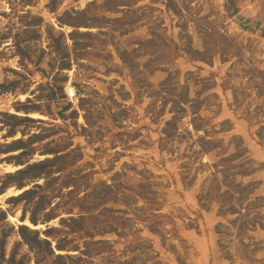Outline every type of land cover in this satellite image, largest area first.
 <instances>
[{
    "label": "rangeland",
    "instance_id": "obj_1",
    "mask_svg": "<svg viewBox=\"0 0 264 264\" xmlns=\"http://www.w3.org/2000/svg\"><path fill=\"white\" fill-rule=\"evenodd\" d=\"M9 83L0 146L51 165L0 194L6 260L264 264V0H0ZM7 156L0 178L23 168ZM24 223L49 245L29 250Z\"/></svg>",
    "mask_w": 264,
    "mask_h": 264
},
{
    "label": "trees",
    "instance_id": "obj_2",
    "mask_svg": "<svg viewBox=\"0 0 264 264\" xmlns=\"http://www.w3.org/2000/svg\"><path fill=\"white\" fill-rule=\"evenodd\" d=\"M13 83H9L7 85L0 84V90H6ZM19 107H26L24 104L19 103ZM16 112L29 114L31 112H36V109L25 110V109H15ZM3 116L6 120L12 121L14 125H19L22 123H33V119L28 117H20L13 114L4 113ZM16 131H10L8 133V137L14 136ZM2 148V149H1ZM20 151L17 155H11L12 153ZM29 150L26 148V144L21 139H17L12 143L4 144L0 146V154L9 155L4 160L8 162V164L13 165L14 167H23L22 169H18L13 173H7L2 178H0V194L5 193L9 188H15L19 191L25 189L28 185L32 184L35 180L45 178V171L50 164V160L45 159L43 161L30 163V160L33 154H30L28 158L23 159V156L27 155ZM56 152H45L42 155H55ZM32 155V156H31ZM34 188L24 190L21 194L10 197L8 202L17 205L19 203L23 204V208L31 201V199L36 194V189H41L39 185H34ZM40 203H36L37 208ZM35 208V210L37 209ZM26 210H22L21 221L26 218ZM28 222L36 226L38 224L37 220L34 216H28ZM13 227L7 223V212L0 211V261L6 262L7 264H22L21 262H17L14 256H10L9 259L6 260V245L8 238L13 233ZM17 235L23 242V244L29 249L34 250V248L42 249L43 246H48V242L45 240H41L39 238V234L36 231L30 230L28 227L22 225L16 230ZM59 251H62V248H58Z\"/></svg>",
    "mask_w": 264,
    "mask_h": 264
},
{
    "label": "built area",
    "instance_id": "obj_3",
    "mask_svg": "<svg viewBox=\"0 0 264 264\" xmlns=\"http://www.w3.org/2000/svg\"><path fill=\"white\" fill-rule=\"evenodd\" d=\"M65 96L70 103L74 102L75 93H74V90L72 88H66L65 89Z\"/></svg>",
    "mask_w": 264,
    "mask_h": 264
},
{
    "label": "bare ground",
    "instance_id": "obj_4",
    "mask_svg": "<svg viewBox=\"0 0 264 264\" xmlns=\"http://www.w3.org/2000/svg\"><path fill=\"white\" fill-rule=\"evenodd\" d=\"M32 117H33V118H36V116H35V115H34V116H32ZM18 192H19V191H16V192H14V193H15L14 195L18 194ZM8 193H10V192H8ZM8 193H7V194H8ZM0 198H1V196H0ZM24 225H25V226H26V225L30 226V225H29V224H27V223H24Z\"/></svg>",
    "mask_w": 264,
    "mask_h": 264
}]
</instances>
